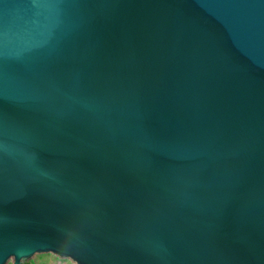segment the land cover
<instances>
[{"label": "water", "instance_id": "obj_1", "mask_svg": "<svg viewBox=\"0 0 264 264\" xmlns=\"http://www.w3.org/2000/svg\"><path fill=\"white\" fill-rule=\"evenodd\" d=\"M43 252L264 264V0H0V264Z\"/></svg>", "mask_w": 264, "mask_h": 264}, {"label": "rangeland", "instance_id": "obj_2", "mask_svg": "<svg viewBox=\"0 0 264 264\" xmlns=\"http://www.w3.org/2000/svg\"><path fill=\"white\" fill-rule=\"evenodd\" d=\"M33 264H77L70 258L62 257L54 253H37L33 258L29 259ZM11 259L8 264H12Z\"/></svg>", "mask_w": 264, "mask_h": 264}, {"label": "snow or ice", "instance_id": "obj_3", "mask_svg": "<svg viewBox=\"0 0 264 264\" xmlns=\"http://www.w3.org/2000/svg\"><path fill=\"white\" fill-rule=\"evenodd\" d=\"M34 246L33 245H25V246H22L20 248H18L17 250V254L18 255H25V254H30L31 251L33 250Z\"/></svg>", "mask_w": 264, "mask_h": 264}, {"label": "trees", "instance_id": "obj_4", "mask_svg": "<svg viewBox=\"0 0 264 264\" xmlns=\"http://www.w3.org/2000/svg\"><path fill=\"white\" fill-rule=\"evenodd\" d=\"M25 264H33V263H32V261L27 260V261H25Z\"/></svg>", "mask_w": 264, "mask_h": 264}]
</instances>
